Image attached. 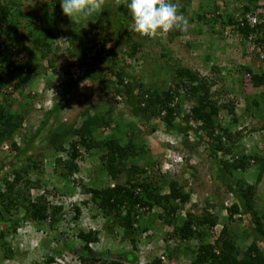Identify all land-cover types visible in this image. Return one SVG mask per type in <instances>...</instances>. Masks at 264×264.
<instances>
[{"label":"trees","instance_id":"1","mask_svg":"<svg viewBox=\"0 0 264 264\" xmlns=\"http://www.w3.org/2000/svg\"><path fill=\"white\" fill-rule=\"evenodd\" d=\"M20 1L0 0V148L9 142L14 152L10 159L0 165V171L4 166L8 170L6 175L0 174V264L12 259V248L6 242V238L11 235L13 237L23 223L29 222L37 228L46 224L49 234L64 217L65 213H62L64 204L52 205L45 201L44 195L36 196L35 200L30 201L29 191H38L45 185H49L50 190L60 198H71L78 187L76 183L74 187L71 185L74 181H79L78 162L92 157V153L95 155L94 160H97L96 167L100 177L106 175L109 182L113 183L111 187L109 185L98 187L96 183L99 180L93 179L89 184L79 185L80 192L88 195V201L81 204L86 207V204L90 203L96 208L94 212H99L105 220H108L104 228L106 227L110 234L113 227L121 230V237L128 240L130 248L116 254L106 251L97 252L87 245L98 241V233L94 230L77 229L75 237L80 243V250L75 256L79 262L77 264H161L162 261H165V264L166 262L178 264L180 258L188 261L185 264H264V205L260 209H253L251 206V200L255 194L253 184H247L239 179L233 181L231 177L237 171L245 173L246 169L255 164L258 166L252 176L260 179L264 174V156L259 155L256 147H247L240 142L246 132L242 133L243 131L239 128L233 131L237 119L251 113L261 121L262 125L257 130L251 128L248 133L255 135L264 133V70L262 67L257 66L253 69L239 66L236 69L238 85L246 78L251 88L259 89L258 93L244 103L240 114L236 115L234 112L236 105L228 101L217 103L212 98L213 94L209 92L213 82L189 68L175 67L171 85L169 81L162 82L159 79L161 83L154 80L155 84L147 83L146 88L139 84L138 77H135L131 71L126 73L125 67L116 61L115 54V52L121 53L122 48L127 47L131 40L130 35L123 28L122 18L117 17V23H112L115 28L113 27L112 45L109 47H105L110 42L106 38L108 34L102 31L101 27L81 33L85 27H91L93 20L102 22L101 19L93 15L88 20L80 19L77 23L72 20L66 22L62 36L58 38L68 40L63 42L69 44L68 57L71 59L69 65L83 64L78 52L71 53L73 45H79L78 42L74 43L76 39L72 35L74 29L78 28L80 36L78 40L88 37L86 44L95 49L97 61L100 60L99 51H105L107 61L113 66L119 65L114 71L109 70L113 80H108V84L112 86L116 96L120 97L119 103L124 104L129 116L135 122L149 128L150 132L156 129L175 138V144L183 150L187 149L188 152L191 151L189 148L198 143L205 146V152L215 168L214 178L229 191L232 201L227 205L217 206L213 212H207L208 210L204 209L201 216H195V212L189 210L183 211V215L180 216L184 206L189 202L188 184H185L183 180H177L178 174L173 173L172 161L169 163L170 169L165 171L170 173L168 174L170 178L152 173L154 162L149 151L138 138L133 136L136 124L128 125L123 122L124 119L113 113L111 108L101 109L99 106L92 107V104L88 108L79 110L75 116V122L63 124L59 121L58 113L61 112L62 107L64 108L63 103L70 90L86 84L87 81L106 84L102 75L89 73L92 67L91 62L85 64V73L74 79L66 68L61 71L67 80L65 87L54 95L55 97H51L52 106L43 114L38 128L29 138L23 140L21 147L9 141L22 123L21 113L12 110L14 102L12 94L21 95L28 82L32 83L42 78L44 70L40 73L35 63L40 62L44 54L49 53L53 39L59 34L55 30L59 23L53 24V20L48 21L50 23L47 27H42L40 22L27 23L24 34H16L20 25L16 20L20 15L17 9ZM231 1L236 3L241 0ZM244 1L245 4L241 6V13L238 15L234 12L228 14L225 10L224 14H216L213 18L207 17V19L204 16L205 13H200L196 14L197 21L212 24L219 20L221 26H233L241 39L246 40L251 36V39L254 38L253 43L264 52V19L250 26L244 17L246 14L252 15L255 10L254 4L264 0ZM60 2L61 0H48L47 6L52 13H58L62 10ZM234 6L235 9L239 7L235 4ZM179 11L185 13L183 7ZM120 13L122 16L123 13H128L124 3L119 9ZM50 15L52 18V14ZM25 17L28 18V15L26 14ZM107 21L111 24L108 19ZM186 33V31L173 30L166 36L181 37ZM144 38L146 37H140V39ZM24 42L27 43L26 47L22 46ZM141 47L135 42L130 43L129 55L133 57ZM22 50L27 52L28 56L24 63L17 60V54ZM259 60L262 64L264 63L263 60ZM45 61L43 65L53 69V59ZM154 71L153 75L156 76L158 73ZM123 82H126L125 85ZM50 88V82L46 79L44 89ZM31 96L32 94L27 93L25 95L29 99ZM220 110L225 112L227 119L218 121ZM43 130L46 131L45 138L52 150L49 153L38 150L37 155L40 157L45 155L50 159L48 165L51 173L47 177L42 176L36 162L31 161L27 156L33 139ZM173 144L167 145L173 146ZM174 151H177L176 154L180 153V149H174ZM186 159L185 154L184 164ZM119 180L123 182L120 183ZM192 207L195 206L192 205ZM69 208L74 212L73 223L76 224L80 216L79 209L73 204H70ZM153 209L156 212H152ZM218 212H225L226 221L230 223L233 221V216H236L235 220L239 222L246 220L247 228L244 233L237 234L230 227L229 229L228 225L222 224L217 237L209 241L212 229L218 224L215 214ZM158 229V235L161 237L147 238L149 242L146 241L142 245L146 246V249L140 253L137 243L141 234L148 232L149 235L157 234ZM61 236L62 234L58 235V240L63 245L57 248L58 251L71 253L70 244L64 240V236L63 238ZM242 239L250 240L249 244L242 246ZM154 241L157 244L153 246L151 242L154 243ZM191 241H195L196 244H190ZM42 242L47 244L45 240ZM153 249L158 250L157 257L150 261L144 259L145 252L149 255L147 251ZM56 251L52 248V252L57 253ZM141 259L143 262H140ZM51 262L52 258L47 257L41 264Z\"/></svg>","mask_w":264,"mask_h":264},{"label":"rangeland","instance_id":"2","mask_svg":"<svg viewBox=\"0 0 264 264\" xmlns=\"http://www.w3.org/2000/svg\"><path fill=\"white\" fill-rule=\"evenodd\" d=\"M173 2H175V0H173ZM47 3L48 0H21L17 8L20 15L16 18L20 23L16 30V34L18 35L24 34L26 24L30 22H34V24L40 22L42 27H47L51 20H53V24L54 22L59 23L58 26L55 27V30L57 33L59 32V34L53 39V44L50 46L49 53L44 54L42 57L44 61L41 59L40 62L36 61L35 63L40 73L44 70L42 74L44 81L46 80L45 77L49 75L48 73H52L54 70L64 71L70 63L69 61L71 59L68 57L69 44L66 45L63 40L58 37L62 34V30H65V25H67L66 22L68 20L75 21V23L80 21V19H70L65 16L62 10L58 13H52L48 8ZM123 3L124 0H107L103 12L100 14H94V16L101 19L102 22L97 19L93 20L91 22V27H85L81 33L87 32L88 30L94 31L101 27L102 31L107 32L108 34L106 38H108L110 42L107 44L105 43V47H109L112 45L111 40L114 35V25H112V23H117V17L119 19L122 18L121 23L123 28H125L126 33L131 37L130 43L135 42L142 47L133 55V57H131L129 55L130 43H128L127 47L124 46V49L122 48L121 53L115 52L116 61L119 65L125 67L126 73L131 71L135 77H138L139 84L143 87L145 86L144 88H146L147 83L155 84L153 81L155 80L158 82L159 79L162 82L169 81V84L171 85L173 83L172 72L175 67L180 66L189 68L198 72L200 76L209 78L211 82H213L209 90V92L213 94L212 98L220 104L227 101L232 102L233 105H236L234 110L236 115L240 114V109L244 106V103L247 100H250L255 93L259 92V89L251 88L249 82L245 80L246 78L243 79L240 85H238L236 78V69H238L239 66L250 67L253 69L259 66L264 70V63L262 64L258 58L262 49L253 43L254 38L250 40L241 39L235 27L221 26L219 20L216 23L213 22L211 24L205 23L204 21L198 22L196 18V14L200 13H205V18H213L216 14H223L222 11L224 8H226V11L230 10L228 14L234 12L238 15L241 13L242 5L245 4L244 0L236 3L231 0H180L183 9H185V13L181 14L188 21L187 33L185 36H174L170 38L165 34L155 38L146 37L144 39H140L141 36L134 31L133 21L129 11L127 14L123 13V16L121 13L119 14V9ZM233 3L239 6H237L239 11L238 8H234L235 6ZM26 14L28 15V18L25 17ZM50 14H52V18ZM233 16L235 17L234 14ZM107 19L111 24H108ZM190 19L192 20L189 21ZM48 21L50 22L48 23ZM53 24H51V27H53ZM135 33L137 35H135ZM72 35L74 36L73 38L76 39L74 43L78 42L79 45L74 44L71 53L78 52L77 54L80 56L81 61H83L86 55L91 56V47H87L86 45L88 37L83 40H78L80 37L78 28L74 29ZM81 36L84 37L83 35ZM77 45L79 47L78 49L76 48ZM22 46L26 47L27 43H22ZM99 57V61L96 59L91 61L92 67L89 73L98 76L102 75L106 84L103 85L98 82H87L86 84L84 83L83 85L79 87L76 86L75 89L73 88L70 90V93L64 100V108L62 107L61 112L58 113L59 121L63 124H71L75 122V116L79 113V110L88 108L91 104L92 107L99 106L101 109L111 108L113 113H116L119 117L124 119L123 122L128 123V125L136 124L133 136L138 138L140 143H142L149 151L152 161L154 162L153 174L166 175L169 177L168 174L170 173L165 171L170 169L169 163L171 160L177 162V156L182 160L181 163L177 162L175 164L173 167V173L177 172L178 181L183 180L185 184H188L187 186L190 197L189 202L184 206L180 216L183 215V211L187 210L195 212V216H201L203 215L204 209L208 210L207 212H213L216 210L217 206L230 203L232 201V196L229 191L225 189L223 184L214 178L213 171L215 168L212 166V160L205 152V146L202 143L193 145L189 148L191 149L189 152L187 149L183 150L175 144V138L169 137L164 132L156 129L155 131L150 132L149 128L138 124V122H135V120L129 116L124 104H114L115 102H113V99L116 96V93L113 91L112 86L108 84V80H113L109 70L114 71L119 65L113 66L107 61V52L104 53L103 51H100ZM27 58V52H23V50L17 54V60H19L20 63H24ZM48 59H53V69H49L46 65H43L46 62L45 60ZM217 69H219V71H217ZM153 70H155L154 72L156 74L158 73L156 76L153 75ZM50 79H47L48 82H50ZM40 81L41 80L39 79L32 83L31 81L28 82L24 86L21 95L15 93L12 94V98L14 99L12 110L18 111L22 115L20 128L16 131L11 140H9L14 142L17 147H21L23 140L29 138L34 130L38 128L43 114L45 113L43 107L40 109L35 108L36 103H39V101L42 100L41 95H38L41 86ZM161 81L159 82L161 83ZM125 83L126 82L123 84L125 85ZM51 84L53 85V83ZM65 84L66 83L63 84V87H65ZM26 93L30 95L32 94L30 99L25 97ZM188 103L190 102L188 101ZM223 119H227V115L224 111L220 110L218 113V121ZM260 125H262V123L258 118L251 113H247L244 118L237 119L233 131L234 129L238 130L239 128L243 131L242 133L246 132L240 142L247 147H256L259 155L264 156V133H258V135L248 133L251 131V128L257 130L260 128ZM45 134V130L40 131L39 136L33 139L27 156H29L31 161L36 162L37 168L41 169L42 176L47 177L51 173V168L48 165L50 159L45 155L41 157L37 155L38 150L47 151L48 153L52 150L49 142L45 138ZM171 143H174L173 146L167 145ZM190 144H192L191 141ZM63 146H65V144ZM174 149H180V153H177V155V151H174ZM13 154L14 152L11 150L9 142L4 144L2 148H0V165L10 159ZM181 154H183V156ZM185 154L187 159L184 164ZM92 155V157H87L78 162L79 164L77 166L80 170V174L77 177L79 181L71 183L73 187L78 184L74 194H72V197H74L73 200L64 197H62L61 200H58L60 196L55 195V192L50 190L49 185H45L43 189H39L38 191H29L30 201L35 200L34 197L36 196L44 195L45 201L48 203L54 204L56 201L62 202V204H64V207L62 208V213H65L64 217L61 219L60 223L55 225L53 232L49 234L46 230V224H42L37 228L29 222L23 223L13 237L11 235L6 238V242L9 244L10 248H12L13 257L2 264H41L47 257L52 258V262L49 264H59L58 262H61V264H77L79 262L75 256H77V252L80 250V243L75 237L77 229H83L86 231L94 230L98 233V241L95 244H92V247L97 252L106 251L116 254L130 248L128 240L121 237V230L117 227H113L112 234H110L106 227L104 228V224L108 222V220H105L99 212H94L96 208L90 203H87L86 207L81 204V202L88 201V195L80 192L79 185L85 183L89 184L93 179L99 180L96 183V186L98 187L113 183L109 182L110 180L106 175L100 177V172H98L96 167L97 160H94L95 155L93 153ZM257 166L258 165L255 164L249 167L246 169L245 173L237 171L231 175L233 181L239 179L247 184H253L255 194L251 200V206L255 210L260 209L264 205V174L260 179H256L255 176H252L257 170ZM7 173V167L4 166L0 171V174L1 176H4ZM30 178L33 180L32 176H30ZM119 181L120 183L123 182L122 180ZM69 204L76 205L79 209L80 216L76 224L73 223L74 212L70 210ZM192 205L195 207H192ZM152 212H156V210L153 209ZM215 214L217 215L218 224L212 229L209 241H212L217 237L222 224L228 225V228L230 227L232 231L240 235L243 234L244 230L247 228L246 220L239 222L235 220L237 217L233 216V221L230 223L226 221L225 212H218ZM158 232L159 229L157 230V234H150L145 239H142V235V237H139L137 249L140 253L145 251L142 250L145 249L142 245L146 243L147 238L157 239L161 237L158 235ZM59 234H62L61 237L63 238L64 236V240L70 244L69 250L71 253L60 250L58 251L57 248L59 246L62 247L63 245L60 240H58ZM42 240L47 241V244L43 243ZM242 241V246H246L250 242V240L245 241L244 239H242ZM151 243L154 246L156 241ZM190 244L195 245L196 243L195 241H191ZM52 248L55 251L57 250V253L52 252ZM148 251L149 255L145 252L146 255L144 254V259L150 261L153 259V255H150L151 250ZM182 260L185 259H178V263L183 264ZM140 262H143V259H141ZM166 264L170 263L166 262Z\"/></svg>","mask_w":264,"mask_h":264},{"label":"clouds","instance_id":"3","mask_svg":"<svg viewBox=\"0 0 264 264\" xmlns=\"http://www.w3.org/2000/svg\"><path fill=\"white\" fill-rule=\"evenodd\" d=\"M106 3L107 0H61L60 6L63 14L70 19L75 18L88 20V18L92 17L94 14H100L101 12H103ZM124 4L126 5L133 21L134 31L142 37L155 38L157 36L165 35L173 30H178L181 32L187 30L188 21L179 11L182 7L180 0H175V2H173V0H124ZM62 40L68 41L67 39ZM65 44L68 45L67 43ZM86 45L87 47H90L88 43ZM103 52L105 53V51ZM90 53L91 56L86 55L84 57L82 65H67L66 69L73 79L76 77H80L85 73L86 67L84 63L88 64L92 60H95V49L93 47L90 48ZM74 71H77V74H75ZM48 74L49 75L45 78H51V88L47 90L44 89L45 81L43 80L42 76V78L40 79L41 86L38 92V95H41L42 100L39 101V103H36L35 106L36 109H40L43 107L45 111L49 110L52 106L51 97H55L54 95L58 94L59 91L64 88L63 84L67 81L61 70H54L52 73ZM51 83H53V85ZM116 97L118 96H115L113 99V102H115L114 104H120L119 100H117ZM176 159L178 160L177 162H182V160L178 156ZM171 161L173 162V166H175L177 162H175L174 160ZM111 186L112 185L109 184V187ZM73 198L74 197L68 199L73 200ZM58 200H61V198L59 197ZM59 204H62V202L56 201L54 202V204L52 203V205ZM141 235L143 236L142 239H145L149 235V232L142 233ZM87 246L89 248H93L92 244L90 243ZM144 248L146 249V246H144ZM150 252V255H153V258L157 257L158 250L154 251L153 249ZM58 263L61 264V262ZM161 264H165V261H162Z\"/></svg>","mask_w":264,"mask_h":264},{"label":"built area","instance_id":"4","mask_svg":"<svg viewBox=\"0 0 264 264\" xmlns=\"http://www.w3.org/2000/svg\"><path fill=\"white\" fill-rule=\"evenodd\" d=\"M255 5V10L252 15L246 14L244 17L247 21V23L250 26L256 25L264 19V1L262 2H257ZM248 40L251 39V36L247 37ZM259 59L264 61V52L262 51L259 54ZM75 74H77V71H74ZM117 100H119V97H116ZM161 257V256H160ZM162 258V257H161Z\"/></svg>","mask_w":264,"mask_h":264},{"label":"crops","instance_id":"5","mask_svg":"<svg viewBox=\"0 0 264 264\" xmlns=\"http://www.w3.org/2000/svg\"><path fill=\"white\" fill-rule=\"evenodd\" d=\"M226 5H228V4H226ZM225 9H226V8H224L223 11H222L223 14L225 13ZM229 11H230V10H228V11H226V12L228 13ZM182 262H183V263H184V262L187 263L188 261L185 259V260H182ZM185 263H184V264H185ZM178 264H179V263H178Z\"/></svg>","mask_w":264,"mask_h":264}]
</instances>
